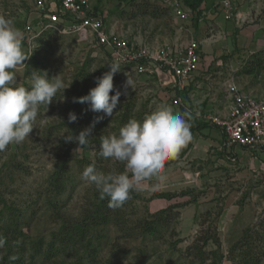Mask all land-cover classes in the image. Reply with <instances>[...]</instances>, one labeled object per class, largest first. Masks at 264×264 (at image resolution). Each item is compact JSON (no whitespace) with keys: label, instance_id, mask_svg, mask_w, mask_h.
<instances>
[{"label":"rangeland","instance_id":"obj_1","mask_svg":"<svg viewBox=\"0 0 264 264\" xmlns=\"http://www.w3.org/2000/svg\"><path fill=\"white\" fill-rule=\"evenodd\" d=\"M30 2L0 0V16L13 22L25 42L24 51L32 52L24 65L18 66L15 86L30 87L31 76L25 75V65L31 60L36 72L59 74L71 83L47 110L40 106L34 127L23 142L0 151V209L3 203L12 206L19 226L17 233L7 232L8 236L15 235L14 242L9 240L0 247V264H4L3 256H8L7 260L18 256L21 264H234L246 249L232 247L247 229L263 236L254 239L253 251L260 256L257 264H264V149L224 152L220 130L196 115L207 109L222 112L227 108V82L233 81L252 94L264 93V0H239L237 15L233 16V22L239 25L226 35L217 33L220 27L211 30L213 26L207 23L200 28V63L186 85L190 89L184 108L171 102L175 92L170 87L169 73H136L130 65H121L113 76L114 87L122 90L127 79L132 83L111 117L94 113L87 103H75L73 98L86 95L96 85V78L114 63V54L96 44L89 33L61 35L52 31L43 44L36 39L27 41L23 24L30 13ZM91 2L98 6L111 30L130 41L145 42L153 50L176 40L187 42L196 28L188 21L180 30L171 8L162 0ZM244 27L247 31L243 36L249 41L242 43L238 35ZM162 105L188 113L189 125L194 124L189 129V143L175 159L165 162L163 179L153 178L141 190L131 192L129 202L114 209L108 224L90 231L88 237L95 249L87 248L85 238L72 248L31 259L32 241L42 240L41 253L45 252L53 232L63 223L80 220L96 204L99 192L82 180L85 167L94 164L104 173L124 171L123 163L99 155L101 139L118 135L131 119L142 122ZM69 112L78 117L73 123L68 122ZM126 112L128 121L122 124ZM98 116L103 119L94 123ZM93 123L88 145L81 147L64 139L78 135ZM59 166L65 173V188L51 205L54 190L49 180ZM155 192L170 193L172 197L156 198ZM170 205L174 208L167 212V222L154 236L139 234L146 220ZM4 218L9 219L8 215ZM212 232L218 243H204L205 234ZM9 245L12 247L8 251ZM19 248L21 253L14 254ZM218 254L222 255L220 259Z\"/></svg>","mask_w":264,"mask_h":264},{"label":"clouds","instance_id":"obj_2","mask_svg":"<svg viewBox=\"0 0 264 264\" xmlns=\"http://www.w3.org/2000/svg\"><path fill=\"white\" fill-rule=\"evenodd\" d=\"M31 54L24 51L21 34L13 22L0 16V151L13 143L23 142L34 127L40 106L47 110L71 83H66L59 74L49 76L40 70L33 72L30 87L15 86L16 70ZM108 65L109 71L96 78V85L86 95L74 97L73 102L87 103L90 111L111 117L117 110L120 97L127 95L132 82L127 79L122 90L115 88L113 76L121 70V64L114 62ZM103 116L96 117L94 123ZM187 117L188 113L162 105L142 122L129 120L120 128L118 135L101 139L99 151L102 158L123 163L124 171L104 173L97 171L94 164H89L82 172V180L95 187L101 200L108 199L109 208L122 207L131 192L141 190L153 178L163 179L161 173L165 162L175 159L192 138ZM77 119L74 112H69V123ZM94 123L78 135L71 134L64 139L75 141L81 147L88 145ZM5 242L6 238L0 235V247Z\"/></svg>","mask_w":264,"mask_h":264},{"label":"built area","instance_id":"obj_3","mask_svg":"<svg viewBox=\"0 0 264 264\" xmlns=\"http://www.w3.org/2000/svg\"><path fill=\"white\" fill-rule=\"evenodd\" d=\"M178 20L179 29L190 20L191 12L179 0H162ZM237 0H219L218 9L224 20L237 15ZM29 16L23 24L27 41L34 40L46 31L61 35L89 33L96 44L109 48L113 61L130 65L136 73L165 71L172 77L171 89L175 92L171 102L183 105L182 92L199 67L200 42L194 38L182 43L175 41L151 49L145 42H133L111 30L100 13L94 10L91 0H31ZM178 93V95H176ZM228 101L222 112L207 109L196 114L201 120L217 127L221 134V150L264 149V94L256 96L244 91L235 82L224 86Z\"/></svg>","mask_w":264,"mask_h":264},{"label":"trees","instance_id":"obj_4","mask_svg":"<svg viewBox=\"0 0 264 264\" xmlns=\"http://www.w3.org/2000/svg\"><path fill=\"white\" fill-rule=\"evenodd\" d=\"M126 1L128 3L133 0H126ZM179 2L183 8L190 10L191 18L189 22H191V24L194 27H197L199 20L202 18L201 4L203 0H179ZM94 10L96 13H101L97 5L94 6ZM50 32L51 31H46L41 36L37 37L36 42L43 44L44 38L48 36ZM22 45H25L24 40H22ZM31 62L32 60L27 62V64L25 65L26 66L25 75L32 76L33 72H36L35 67L31 66ZM253 67H255V65H253ZM252 69L253 68H251V70ZM251 70H248V73H251L252 72ZM23 86L27 88L26 84H24ZM189 89L190 87L187 86L182 92H179V95H181L182 97L183 103L186 102V99H187L185 98L186 92ZM176 95H178V93H176ZM182 108H184V104L182 105ZM127 118H128V114L126 112L123 114L121 118L122 124L128 121ZM190 127L193 129L194 124H191ZM49 183L50 185H52L53 190H54V198L52 199V201H50V204L55 205L54 201L57 199V196L64 191V188H65V185H64L65 173H64L62 166H59L56 170H54V172L51 174ZM130 195H132V193H130ZM171 195L172 194L170 193H163V192L154 193V197L164 198V199H171L172 197ZM129 199L125 203H128ZM125 203L123 204V206L125 205ZM3 204H4L3 207L0 209V225L3 223L5 224V226L4 227L2 226L0 228V235H3L6 238L5 243L7 244L9 240L14 242V237H15V235L8 236L7 232L10 234L17 233L19 231L18 229L19 226H18V223L14 220L15 209L10 205H7L5 203ZM172 208H174V206L170 205L167 208L161 209L155 214L153 219L146 220V222H144V224L142 225V230L139 232V234L142 236H146V237L154 236L157 233L159 227L163 223L167 222V218H169V215L167 214V212L170 211ZM113 211L114 209L108 207V199L105 198L104 200H101L99 196L94 207L91 210H89L84 217H82L80 220L76 221L73 224L67 225L66 223H63L57 231L52 233V240L48 244V250L45 249L46 251L44 250L45 252L41 253L42 245H44V242L42 240H38L35 242L32 241L30 243L32 246V254L30 255L31 259H35L37 257L48 256L49 253L51 252L64 251L65 248L68 246H71L72 248L75 245L80 244V241H83L85 238L88 239V240L85 239V241L87 242V248H91V246H94V245H91L90 237H88L91 234L90 231L96 226H102V225L108 224L112 219ZM6 215H8V218H9L7 220L4 218V216ZM8 220H10V222H8ZM8 226H10V228H8ZM2 229H7L5 231L6 233L5 232L3 233V231H1ZM258 236L263 237V236H260V234L250 233L249 229L244 230L243 235L240 237V239L237 242H235L232 248H235V249L244 248L246 250L244 251L243 254L241 253L240 257L238 258L237 261L234 262V264H257L258 263L260 256L258 253L253 251L255 248L253 246V241L256 238H259ZM208 241H213L214 243H218L217 237L215 236L214 233L205 234V237L203 238V242L207 243ZM11 247L12 245L8 246V251L11 249ZM95 248L96 247L94 246L93 249ZM93 249L90 250L91 253L94 252ZM21 251H22L21 248H19L16 250V252H14V254L18 255L19 253H21ZM85 251H87V249ZM200 255H201V252H200ZM221 256H222L221 254L216 255L217 259H220ZM7 257L3 256L2 263L21 264L22 262V260L18 256H16L15 259H11V260H7Z\"/></svg>","mask_w":264,"mask_h":264},{"label":"crops","instance_id":"obj_5","mask_svg":"<svg viewBox=\"0 0 264 264\" xmlns=\"http://www.w3.org/2000/svg\"><path fill=\"white\" fill-rule=\"evenodd\" d=\"M216 1L218 2L219 0H204L203 3L201 4V9L203 10V17L199 20V23L197 25V27L192 30L193 33H192V37L196 40H198L200 42V51H201V47H202V43H203V39H202V35L200 34V28H202V26L207 23L208 26H213V28L211 30H214L215 29V26L216 27H220L221 30H218L217 33L219 34H223V35H226L227 33H229L228 31H230L231 29H233V27H236L238 26L239 24H235L233 21H234V18L232 17V19L230 20H224L223 16L221 15L220 11L218 8H216V10L214 9V5L216 4ZM239 0H237V4ZM212 8L214 10H212ZM243 8V7H242ZM237 12V6H236V10ZM212 12V14H211ZM189 21V20H188ZM187 21V22H188ZM245 28V27H244ZM243 28V29H244ZM242 28L239 30V39H240V42L243 43V41H249V38L247 36H243L244 33H246V28H245V31L243 30ZM202 31V29H201ZM210 31V30H209ZM254 34V33H253ZM211 36H213V34H210ZM249 36V35H248ZM251 37V36H249ZM264 93H260V94H254L256 96H260Z\"/></svg>","mask_w":264,"mask_h":264}]
</instances>
